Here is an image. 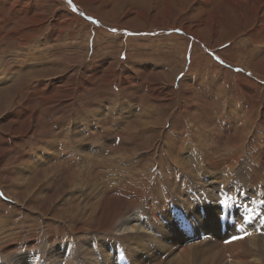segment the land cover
Returning a JSON list of instances; mask_svg holds the SVG:
<instances>
[{"label":"rangeland","instance_id":"obj_1","mask_svg":"<svg viewBox=\"0 0 264 264\" xmlns=\"http://www.w3.org/2000/svg\"><path fill=\"white\" fill-rule=\"evenodd\" d=\"M127 210L264 238V0H0V264H126Z\"/></svg>","mask_w":264,"mask_h":264},{"label":"bare ground","instance_id":"obj_2","mask_svg":"<svg viewBox=\"0 0 264 264\" xmlns=\"http://www.w3.org/2000/svg\"><path fill=\"white\" fill-rule=\"evenodd\" d=\"M241 64H243V63H241ZM85 162H86L85 164H89L86 158H85ZM171 180L169 182V185L174 188V191H176V194L174 193L173 198L177 202H178V200L180 201V203L182 201V206H181V208H177V211L178 212L181 211L182 213H184V215L187 216V218H189V216H193V215L194 216L196 215V217L199 218L200 215L197 213H198V209L200 207H198V206L201 205V204H199V202L201 203L202 200L196 201V199H194V200H191L190 198L186 199L183 196V190L179 189L178 188L179 185H177V183L175 181H171ZM105 184H106L105 189H107L106 191H108V188L110 187V185H109L110 183L107 181V182H105ZM196 191H197V189H196ZM185 193H186V190H185ZM177 194H179V196H181V197H179ZM176 201L174 203L177 204ZM230 204L231 203L226 204L228 208L231 207ZM166 210H168V209H166ZM166 210H164V211H166ZM164 211H162V214L164 217H166V215L164 214ZM207 211H208V219L203 221V224L201 227V228L206 230V232H205L206 235H207V233H210V231L212 230V227H213L212 225L215 222L214 219L216 220V218L213 217V212H216L215 208L212 207V209L210 211L208 209H207ZM150 213H151V215H154L155 220L156 219L160 220V217H159L160 212H158L157 215H155V213H153V212H150ZM168 214H169V212H168ZM176 216H178V214ZM144 217H142L139 213L133 212L131 210L125 211V213L123 215H120V217H119L120 222L118 221L119 224H117L121 227V229H118L119 231L123 232L125 230V231L131 232L133 234H135V232L141 234V240H139L137 242V245H136V242H134V240H133V243H132L133 247H131L130 250H128V239H126V241H125L126 245L124 244L126 249H122L120 252V253H122V255H124V259L126 260V264H148L149 262H152L154 260H157L158 258H163V257L168 258L166 260L165 264H190L189 261L191 260V257L194 254H197V255L199 254L202 256L199 259V263H201V264H216V262L218 264H222L223 258L220 257L219 251H221V250L223 251L224 249L227 252H231L232 254L229 253L231 255H233V253H235L236 257L234 259L238 258L237 256L239 255L240 256L239 260H238V261H240L239 263L248 264V262L242 260V256L244 257L245 254H247L250 257L253 251H255V252L258 250L260 251V249L263 248L262 245H264V238H260V237H262V235L258 236V235H254V234H249V232H248L249 236L246 238L242 239V237L239 236L238 239L234 238V240L230 241L229 240L230 236H232L233 233L235 234V236L240 234V223L237 220L232 221L230 223L231 225L224 232L216 231L215 238H216V240H220V242H218V245H219V251H218V250H215L216 246H214V243H215L214 241H210L204 245H202V243L200 241L201 245L191 246L192 243H190V240L188 239V236L186 237V235L189 233V231L194 232V229H192L195 227L194 223H192L193 227L188 228V230L186 231V233H187L186 235L183 233H177L176 232L177 226L180 225V223H182L181 222L182 219L180 220L179 217H174V219L177 220V223H175V222L172 223L171 216H167L165 218L168 220L167 227H168V229L170 228V230H172V232H170V231L164 232V231H162L161 228L155 227V228H157L156 233L160 234L159 236H156L155 234H153L154 229L151 228L152 227L151 223H153L152 221L154 220L153 219L154 217L153 216H150L149 218H147V217L144 218ZM186 222L187 221H185V223ZM154 223L157 224L156 222H154ZM247 223L248 222L246 221V223H244V224L247 225ZM188 224H189V221H188ZM152 229H153V231H152ZM174 237H175V239L173 240ZM202 238H204V237H202ZM159 241H161L164 244L163 248H161L160 244H162V243L159 244ZM178 244H182V245L180 247H177ZM154 248H155V250H153ZM204 248H206V249H204ZM102 251L103 252L105 251V252L103 253V256L100 257L101 260H99V264H114L113 262H115L116 264H119V261H116V260H120V254L118 253V251L116 249H113L112 252H110L109 254L107 253V251H109V250H106L105 247L102 248ZM145 255H147V257H145ZM151 258H153V259H151ZM229 261L231 262L232 259L231 260L229 259ZM238 261H235V262H238ZM229 264H231V263H229Z\"/></svg>","mask_w":264,"mask_h":264},{"label":"snow or ice","instance_id":"obj_3","mask_svg":"<svg viewBox=\"0 0 264 264\" xmlns=\"http://www.w3.org/2000/svg\"><path fill=\"white\" fill-rule=\"evenodd\" d=\"M68 2H69V4H71V0H68ZM221 187H223V186H221ZM224 202L223 201H221V204H223Z\"/></svg>","mask_w":264,"mask_h":264}]
</instances>
